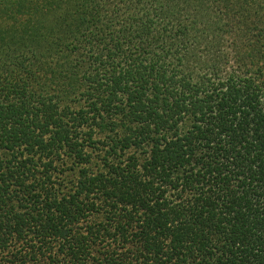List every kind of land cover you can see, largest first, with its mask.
Listing matches in <instances>:
<instances>
[{
	"label": "trees",
	"instance_id": "16d2710c",
	"mask_svg": "<svg viewBox=\"0 0 264 264\" xmlns=\"http://www.w3.org/2000/svg\"><path fill=\"white\" fill-rule=\"evenodd\" d=\"M0 264H264V0H0Z\"/></svg>",
	"mask_w": 264,
	"mask_h": 264
}]
</instances>
